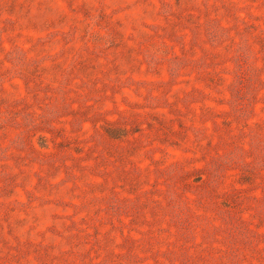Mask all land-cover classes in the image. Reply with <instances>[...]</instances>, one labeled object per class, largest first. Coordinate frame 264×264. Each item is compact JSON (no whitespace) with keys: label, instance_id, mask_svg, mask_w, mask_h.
Here are the masks:
<instances>
[{"label":"rangeland","instance_id":"374dc122","mask_svg":"<svg viewBox=\"0 0 264 264\" xmlns=\"http://www.w3.org/2000/svg\"><path fill=\"white\" fill-rule=\"evenodd\" d=\"M0 264H264V0H0Z\"/></svg>","mask_w":264,"mask_h":264}]
</instances>
